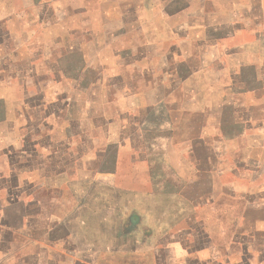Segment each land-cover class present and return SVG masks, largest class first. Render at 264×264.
<instances>
[{"label":"crops","instance_id":"crops-1","mask_svg":"<svg viewBox=\"0 0 264 264\" xmlns=\"http://www.w3.org/2000/svg\"><path fill=\"white\" fill-rule=\"evenodd\" d=\"M1 1L0 264H264V181L253 180L244 189L233 188L229 183L221 190L207 191L206 199L197 203L199 197L187 198L186 188L196 184L191 176L185 177L180 186L169 176V185L164 190L154 186L150 195L133 192L131 196L130 191L112 184L114 170L102 168V162L109 157L106 149L105 155L99 153L94 131L99 118V100L102 104L104 100L108 102L107 94L113 93V87H109L102 98L103 81L110 79L109 70L111 74L117 72L113 73L114 67L123 70L126 64L123 59H127L130 64L139 62L136 68L144 75H156V80L181 81L183 74L187 80L188 74L194 86L186 89V103L200 98L201 94L197 93L200 84L196 83L198 76L210 66L207 54L203 53L199 63L192 66L186 57L182 58L179 47L169 56L182 59L173 64L169 60L160 69L152 63L153 44L141 41L143 44L137 46V51L116 49L108 58L104 52L115 48L116 32L106 29L108 39L95 46L103 59L107 56L105 63L91 62L86 44L67 23L70 14L80 10L74 9V4H68L67 0H26L29 3L25 9L19 10L18 0H8L3 13ZM162 1L174 4L171 10L174 16L186 11L187 19L177 30H183L189 38L199 30L208 33V37L194 40L203 48H211V42L217 44L239 32L248 33L237 29L243 25L253 27L254 35L263 33L264 0H236L237 3L227 7L220 3L222 0H217L214 12L194 9L192 0ZM177 2L179 9L175 6ZM137 8V5L122 7L124 18L129 20L127 27L134 32L142 31L143 27ZM35 11L41 16L43 27L57 28L59 35L47 46L37 45L34 52L27 33L25 41L19 44V32L26 29L18 24L24 15L35 22ZM199 17L202 22L195 23ZM210 33L216 35L211 37ZM257 42L235 41L238 46L234 47L256 49ZM236 56L237 53L230 56L228 62L234 68L233 81L242 80L245 84L252 80L255 69L253 78L261 83L251 89L239 90L237 86L223 90L219 103H234V107L245 92L264 91V72L258 69L257 62L251 65L247 57ZM38 57L44 58L49 67L47 72L39 71ZM70 68L76 74L71 75ZM17 85L21 94L17 92ZM188 91L194 94L193 99ZM162 97L156 94L153 105L161 106ZM162 110H157L156 116L155 110H151L143 119L147 122L142 124L144 138L148 133L154 134L144 144L161 142L168 146L171 143V139L165 143L157 136L163 119L166 122ZM237 120L242 118H235V123ZM203 125L199 126L201 130L211 128ZM242 125L244 139L248 135L258 136L253 132L258 123L243 120ZM172 126H169L171 130ZM199 139L205 140V137ZM254 144L252 148L259 145ZM210 154L209 160L216 162L217 167L191 169V174L200 173L218 181L222 174L236 175L238 169L231 168L225 174V169L220 170V162L225 161L222 151ZM85 160L93 161L94 167L83 168ZM252 161L256 166L251 173H264V156ZM98 162L101 167H97ZM153 176L154 180L159 178ZM165 178L168 180V176ZM178 191L185 192L183 200H156L157 192H173L176 198Z\"/></svg>","mask_w":264,"mask_h":264},{"label":"rangeland","instance_id":"rangeland-1","mask_svg":"<svg viewBox=\"0 0 264 264\" xmlns=\"http://www.w3.org/2000/svg\"><path fill=\"white\" fill-rule=\"evenodd\" d=\"M222 1L220 3L226 7L229 4L237 3L236 0ZM7 3L8 0L1 1L3 13L7 10H5ZM28 3L26 0H18L16 6L19 10H24ZM67 3L74 4V9H80L70 14L67 23L76 35L81 37L82 42L86 44L87 54L91 62L104 61L105 63L107 56L109 58L116 49L124 48L131 53L135 52L137 46L143 44L141 41L153 44L154 48H150L153 54L152 63L157 67L160 66V69L169 60H172L173 64L175 60L180 61L184 57L193 66L199 63L203 53H206V58L211 60L208 70L198 76L200 78L196 84L197 86L200 84L197 91L201 94L199 100L186 101V103H184L186 89H193L194 86L190 82L188 74L187 80L185 79L186 74H183L181 81L180 79L176 82L175 80L171 82L156 80V75L152 76L148 73L144 75L141 73V69L136 68L139 62L130 64L127 59H123L126 63L123 70L114 67L113 70L115 71L113 73L117 70L115 74H111V69L109 70L107 77L110 79L106 78L103 81L102 98L110 89L109 87H113V93L112 95L107 94V98L110 100L108 102H104V100L102 104L101 100L98 99L100 101L98 107L99 118L95 122L97 127L94 133L99 153L105 155L106 149L107 157H109L108 160L102 162L103 165L98 162L97 167L102 165V168L115 171L114 178H111L114 186L130 191L131 196L133 192L150 195L155 189H153L154 186L164 190V186L169 185V176L173 179V183L176 181L178 186L185 177L189 178L191 176L192 181H195L196 184L185 187L187 198L190 196L194 199L199 197L196 201L198 203L204 198L206 199L207 191L221 190L224 185L228 186L229 183L233 188L244 189L246 188L245 185L253 180L264 181L263 172L257 175L251 173L253 170L250 171L255 169L256 166V162L252 159L259 160L260 157L264 156V91L245 92L235 107L234 103L228 102L225 105L219 103L223 90H229V88L237 86L239 90L259 87L260 80L253 78L254 72H256L255 69L252 70V80L246 81L245 84L242 80H237L235 83L232 78L234 68L228 62L230 56L232 58V55L237 53L236 58L240 59L241 57L243 59L247 57L251 65L257 62L258 69L264 72V25L262 34L254 35L252 33L253 27L243 25V27L237 29L246 30L248 33L239 32L235 37L220 40L217 44L211 42V48H203L201 44L194 43V40L208 37V33L199 30L192 38H189V35L187 36L183 30H177L176 27L178 28L185 23L187 16L186 11H181L174 16L175 14L171 12L175 8L172 2L162 0H79L73 3L72 0H67ZM190 4L194 9L206 8L210 12H214L217 11L215 6L218 3L217 0H192ZM132 5H137L139 17L143 21L142 31L140 32H134L127 27L129 20L124 18L122 13L123 6L127 8ZM175 6L178 9L180 8L178 2ZM101 12H103V16H101ZM217 15L222 18V13ZM22 17L23 19L18 25L26 30L19 32V44L25 41V33L31 37L30 41L34 44V48L32 47L34 52L37 51V45L44 43L47 46V43L58 39V29L43 27L40 22L41 16L38 13L36 15V11L34 12L35 22L26 18L25 15ZM102 17L105 18L102 20ZM196 22L201 23V18L199 17ZM106 29H114L116 32L113 38L115 48L107 49L104 52V55L107 56H104L103 59V56L96 52L95 46L96 43L104 44V41L108 39L105 34ZM215 35L216 33L213 35L210 33L211 37ZM256 40L258 41L256 44L259 45V48L256 49L234 47L238 46L234 43L235 41H245L246 44H249ZM179 47L182 48V52L180 51L182 58L178 56L177 58L175 55L169 56ZM146 57L147 55L143 56V58ZM43 59V57L36 59L41 64L39 71L47 72L49 67ZM119 63H121V60ZM105 66L107 68V64ZM70 72L71 75L76 74L72 68H70ZM248 76L249 74L246 75V77ZM256 84L258 85L256 86ZM17 86L19 87V85ZM220 88L221 90L218 92ZM17 92L21 94L20 87ZM158 93L163 96L161 106L159 104L153 105L155 96ZM188 93L193 99L194 94H192V91H188ZM230 105H232V108H230ZM162 109L164 110L162 118L165 116L166 122L163 119L159 129L161 133L158 132L157 136L162 138L161 140L165 143L166 139H171V143L168 146L161 142L159 144H144V140L151 141L154 134L148 133L149 135L147 134L148 136L146 135L144 138L142 133L143 119L149 111L155 110L153 114L156 116V111ZM239 117L242 118V121L237 120L235 123L234 119ZM243 120H253V123L259 124L258 128L253 129V132L258 136L250 138L247 133L249 137L243 138ZM202 123L210 125L211 128L201 130L199 126L201 127ZM145 124L147 122L143 125ZM170 125H173L172 130L169 127ZM202 136L205 137V140L199 139ZM217 136H220V138ZM224 136L226 140L223 138ZM215 140H218L219 143ZM202 141L206 144H203ZM255 142L259 145L257 148H252V146H255ZM215 150L222 151V158L225 159V161L220 162V170L225 169V174L231 168L238 169L236 175L227 174L223 176L222 174L221 180L218 181L201 176L200 173L195 174L196 172H194L191 174V169L203 168L202 170H207L213 168V166L217 167L216 162L209 160L212 159L210 153ZM164 157L165 161L159 160ZM199 159L202 161H199ZM259 163L257 161V164ZM82 167L92 168L94 162L82 161ZM153 175L159 176V178L154 180ZM165 176H168V180ZM178 193L176 198H173V192H157L156 200L158 198H161L162 202H170L173 199L183 200L185 192L180 193L178 191Z\"/></svg>","mask_w":264,"mask_h":264}]
</instances>
